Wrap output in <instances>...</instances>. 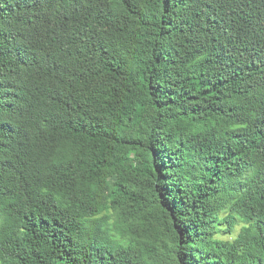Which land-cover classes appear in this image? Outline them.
I'll list each match as a JSON object with an SVG mask.
<instances>
[{"label":"trees","instance_id":"trees-1","mask_svg":"<svg viewBox=\"0 0 264 264\" xmlns=\"http://www.w3.org/2000/svg\"><path fill=\"white\" fill-rule=\"evenodd\" d=\"M0 264H264V0H0Z\"/></svg>","mask_w":264,"mask_h":264},{"label":"rangeland","instance_id":"rangeland-1","mask_svg":"<svg viewBox=\"0 0 264 264\" xmlns=\"http://www.w3.org/2000/svg\"><path fill=\"white\" fill-rule=\"evenodd\" d=\"M239 227H240V225H238V226H236V228H235V231L232 233V235H221V237L222 238H230V237H234L236 234H237V232H238V230H239Z\"/></svg>","mask_w":264,"mask_h":264}]
</instances>
